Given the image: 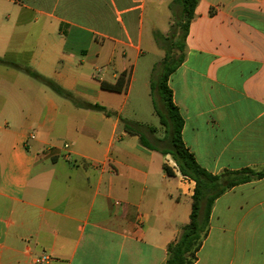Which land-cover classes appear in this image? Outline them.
<instances>
[{"label":"crops","instance_id":"obj_1","mask_svg":"<svg viewBox=\"0 0 264 264\" xmlns=\"http://www.w3.org/2000/svg\"><path fill=\"white\" fill-rule=\"evenodd\" d=\"M174 1L0 0V57L18 65L0 64V264H41L44 253V264H165L195 182L171 155L119 134L127 87L101 81L131 75L146 18L153 29L166 20L168 34ZM185 53L169 86L197 162L214 174L263 166L264 0H199ZM195 264H264V178L216 199Z\"/></svg>","mask_w":264,"mask_h":264},{"label":"trees","instance_id":"obj_2","mask_svg":"<svg viewBox=\"0 0 264 264\" xmlns=\"http://www.w3.org/2000/svg\"><path fill=\"white\" fill-rule=\"evenodd\" d=\"M198 2L199 0H175L173 3L179 4L181 8L179 14L174 13L176 19H174L169 33L164 35L155 32L158 43L165 48L166 52L161 69L153 75L151 81L152 94L157 93L164 105V110L160 109L154 98L156 113L166 129L164 139H157L156 142H152L139 126H133L120 117L124 130L129 134L138 135L142 147L159 151L163 155H171L178 172L195 182L190 221L181 228L176 240L169 244L168 258L165 264H195L197 253L209 234L210 218L216 199L237 185L264 178V165L245 167L240 170L226 169L221 173L214 174L197 162L195 155L184 142L182 135L184 118L174 102L169 78L185 60L186 38ZM0 64L18 67L13 60L5 56L0 57ZM24 70L79 107L102 111L108 115L113 114L107 107L78 97L55 80L34 71L30 67H24ZM129 76L130 73L124 71L115 84L101 81V86L104 89L121 91L126 87ZM146 131L153 133L156 129L147 127ZM165 140L167 143L161 145L160 143H164ZM164 168L169 175L174 174L173 169L167 164L164 165Z\"/></svg>","mask_w":264,"mask_h":264},{"label":"rangeland","instance_id":"obj_3","mask_svg":"<svg viewBox=\"0 0 264 264\" xmlns=\"http://www.w3.org/2000/svg\"><path fill=\"white\" fill-rule=\"evenodd\" d=\"M175 14H179L177 11ZM176 16L172 15V21ZM166 20L159 21V26L156 29L147 27L149 20L146 18V28L144 35L143 47L145 54L137 61L136 67L131 71L126 89L123 94L116 98L118 108L122 110L121 117L128 121L133 126H139L146 137L156 142L157 139H164L166 136V129L161 124L160 117L156 113L154 98L157 101V105L160 109L164 110V105L160 96L155 93L152 94L151 81L154 74L158 73L161 69L162 62L165 57V48L158 43V39L155 36V32H160L167 35L164 30ZM171 28V27H169ZM97 76H102L101 72H94ZM153 127L155 132L149 133L146 128ZM124 131V126L121 124L119 134ZM165 142L160 143L165 145ZM168 163H173L174 160L169 157Z\"/></svg>","mask_w":264,"mask_h":264},{"label":"built area","instance_id":"obj_4","mask_svg":"<svg viewBox=\"0 0 264 264\" xmlns=\"http://www.w3.org/2000/svg\"><path fill=\"white\" fill-rule=\"evenodd\" d=\"M66 147H69L68 144H65ZM50 260V256L44 253L40 258H38V262L41 264L47 263Z\"/></svg>","mask_w":264,"mask_h":264}]
</instances>
